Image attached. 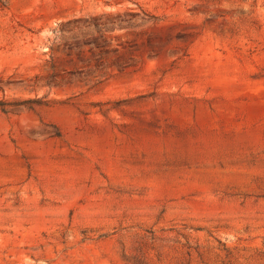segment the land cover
I'll use <instances>...</instances> for the list:
<instances>
[{
	"label": "rangeland",
	"instance_id": "1",
	"mask_svg": "<svg viewBox=\"0 0 264 264\" xmlns=\"http://www.w3.org/2000/svg\"><path fill=\"white\" fill-rule=\"evenodd\" d=\"M0 102V264H264V0H0Z\"/></svg>",
	"mask_w": 264,
	"mask_h": 264
},
{
	"label": "trees",
	"instance_id": "2",
	"mask_svg": "<svg viewBox=\"0 0 264 264\" xmlns=\"http://www.w3.org/2000/svg\"><path fill=\"white\" fill-rule=\"evenodd\" d=\"M108 16H110V15H108ZM95 27H96L97 30H98V28H101V29H102V28H104L105 26H103V25L100 24V23H95ZM98 31H100V29H99ZM100 53H101L102 55L100 54V57L97 58V60L95 61V64L98 65V66H103V65H104V62L107 60V56H108V55H105V54H107V52H105V51L100 52ZM5 106H6V105H5L4 103H1V102H0V109H1L3 112H8Z\"/></svg>",
	"mask_w": 264,
	"mask_h": 264
}]
</instances>
